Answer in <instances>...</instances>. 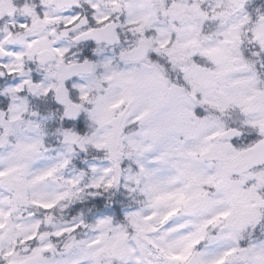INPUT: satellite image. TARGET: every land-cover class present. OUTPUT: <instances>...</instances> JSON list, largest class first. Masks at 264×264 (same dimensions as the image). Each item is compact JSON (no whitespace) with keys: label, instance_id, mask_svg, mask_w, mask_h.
Segmentation results:
<instances>
[{"label":"snow or ice","instance_id":"6c2138e0","mask_svg":"<svg viewBox=\"0 0 264 264\" xmlns=\"http://www.w3.org/2000/svg\"><path fill=\"white\" fill-rule=\"evenodd\" d=\"M0 264H264V0H0Z\"/></svg>","mask_w":264,"mask_h":264}]
</instances>
